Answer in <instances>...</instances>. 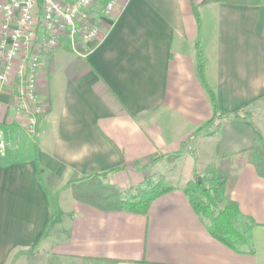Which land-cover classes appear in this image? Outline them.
<instances>
[{
	"label": "crops",
	"instance_id": "0c3cea01",
	"mask_svg": "<svg viewBox=\"0 0 264 264\" xmlns=\"http://www.w3.org/2000/svg\"><path fill=\"white\" fill-rule=\"evenodd\" d=\"M108 26L86 58L48 56L38 135L0 84V264H264V177L250 162L231 188L254 223L245 252L209 233L185 182L146 214L101 210L71 190L89 173L137 185L180 149L206 167L264 143V4L208 3L197 18L191 0H123ZM212 95L224 112L251 111L196 133Z\"/></svg>",
	"mask_w": 264,
	"mask_h": 264
},
{
	"label": "built area",
	"instance_id": "2783aa9c",
	"mask_svg": "<svg viewBox=\"0 0 264 264\" xmlns=\"http://www.w3.org/2000/svg\"><path fill=\"white\" fill-rule=\"evenodd\" d=\"M123 0H0V84L38 135L45 104L39 95L43 65L56 49L86 58Z\"/></svg>",
	"mask_w": 264,
	"mask_h": 264
},
{
	"label": "trees",
	"instance_id": "16d2710c",
	"mask_svg": "<svg viewBox=\"0 0 264 264\" xmlns=\"http://www.w3.org/2000/svg\"><path fill=\"white\" fill-rule=\"evenodd\" d=\"M191 2L197 18L198 8L208 3L264 4V0H191ZM203 62V51L197 45L196 67L200 76H202ZM211 101L213 115L205 125L211 124L215 132H220L223 123L228 120L246 118V108L231 114L219 109L213 95ZM215 119L218 122L213 124ZM204 126L196 131L204 129ZM189 139L190 137L183 143V147L188 146ZM181 152L182 150L169 152L166 161L174 164L180 158ZM246 162L252 163L258 173L264 177V143L262 140L256 139L247 149L207 163L205 175L202 178L190 179L183 186L193 209L205 220L209 233L239 252L251 251V229L254 223L241 212L237 202L231 197V188L237 172ZM105 175V173H89L73 181L71 183L72 194L75 198L101 210L146 214L155 198L172 189L171 185L166 184L164 177L154 178L153 175H148L137 185L121 188L107 182ZM36 251L37 248H31L23 253Z\"/></svg>",
	"mask_w": 264,
	"mask_h": 264
},
{
	"label": "rangeland",
	"instance_id": "374dc122",
	"mask_svg": "<svg viewBox=\"0 0 264 264\" xmlns=\"http://www.w3.org/2000/svg\"><path fill=\"white\" fill-rule=\"evenodd\" d=\"M246 110L251 111V109L249 108ZM215 122H218V120L215 119L212 123L214 124ZM204 127H205L204 129L202 128L201 130L196 131V133H205L207 131H210L209 133L212 134L215 133V131H213V126H211V124H207ZM191 139L192 137H190L189 143H191ZM190 149H191L190 147H186V151L187 150L190 151ZM180 150H182L180 154V158L176 160L174 164L166 161L167 160L166 156L162 158L161 162L165 164H163L161 168L160 165L159 168L153 169L152 175L154 178L164 177L166 180V184L171 186H179L184 184V182L186 184L187 180L202 178L205 175V167L203 163L195 162L193 156L186 154V152H184L183 149Z\"/></svg>",
	"mask_w": 264,
	"mask_h": 264
}]
</instances>
